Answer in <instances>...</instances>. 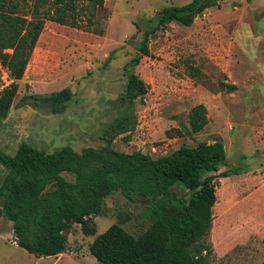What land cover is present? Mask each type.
<instances>
[{
	"label": "rangeland",
	"instance_id": "rangeland-1",
	"mask_svg": "<svg viewBox=\"0 0 264 264\" xmlns=\"http://www.w3.org/2000/svg\"><path fill=\"white\" fill-rule=\"evenodd\" d=\"M189 1L105 0L102 34L46 21L0 127V149L12 154L21 141L45 151L104 145L103 130L121 113L114 102L134 71L148 89L133 106V130L118 135L111 146L157 157L182 145L222 139L225 162L214 174L228 171V176L215 178L213 222L205 236L209 262L264 264V0H219L189 26L171 22L150 34L149 56L134 65L157 11ZM221 82L237 88L227 92L219 88ZM64 87L74 95L63 113L53 114L41 103L18 105L26 91L48 94ZM193 106L208 118L198 132L188 123ZM4 171L0 165V181ZM179 194L189 193L180 189ZM144 208L139 198L113 192L105 198L103 214L93 217L94 235L72 225L68 254L80 264H98L88 243L125 216L123 228L139 235L150 223ZM0 220L12 239L11 222Z\"/></svg>",
	"mask_w": 264,
	"mask_h": 264
},
{
	"label": "trees",
	"instance_id": "trees-1",
	"mask_svg": "<svg viewBox=\"0 0 264 264\" xmlns=\"http://www.w3.org/2000/svg\"><path fill=\"white\" fill-rule=\"evenodd\" d=\"M104 1L0 0V60L13 78L10 87L0 92V127L46 21L102 34L108 17L99 16ZM218 5L219 0H190L159 9L154 26L143 32L133 64L149 56L150 34L171 22L189 26L206 9ZM219 88L232 92L237 87L221 82ZM147 89L138 74L129 73L123 93L114 102L121 113L103 130L106 143L102 146L76 151L64 145L45 151L21 141L12 154L0 149V165L5 169L0 181V219L11 222L18 246L36 257L66 251L72 225H79L85 236L94 235L93 217L103 214L107 196L120 191L128 200L137 197L145 203L144 215L150 223L135 236L121 225L125 216L95 236L88 250L98 264H210L211 247L205 236L213 222L215 178L228 176V171L214 174L225 162L223 141L182 145L157 157L140 150L114 149V138L133 130V106ZM73 95L69 87L48 94L26 91L18 105L41 103L60 114ZM207 122L206 114L193 106L188 119L191 131H200ZM180 189L188 191V196L180 195Z\"/></svg>",
	"mask_w": 264,
	"mask_h": 264
},
{
	"label": "crops",
	"instance_id": "crops-1",
	"mask_svg": "<svg viewBox=\"0 0 264 264\" xmlns=\"http://www.w3.org/2000/svg\"><path fill=\"white\" fill-rule=\"evenodd\" d=\"M12 239L6 233L4 227L0 225V264H80L76 259L72 258L74 255L68 254L67 249L56 255L36 257L17 244L14 245ZM12 245L15 247V251L11 249ZM14 254L19 257L17 256L18 258L16 259ZM21 259H23V262Z\"/></svg>",
	"mask_w": 264,
	"mask_h": 264
},
{
	"label": "built area",
	"instance_id": "built-area-1",
	"mask_svg": "<svg viewBox=\"0 0 264 264\" xmlns=\"http://www.w3.org/2000/svg\"><path fill=\"white\" fill-rule=\"evenodd\" d=\"M6 51L10 52L11 49H6ZM12 81L13 78L10 75L9 69L5 65H3L0 60V92L5 88L10 87ZM13 238H14V240H12L13 244H17L15 236Z\"/></svg>",
	"mask_w": 264,
	"mask_h": 264
}]
</instances>
